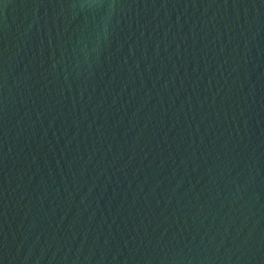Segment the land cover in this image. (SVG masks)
I'll use <instances>...</instances> for the list:
<instances>
[{
    "label": "water",
    "instance_id": "1",
    "mask_svg": "<svg viewBox=\"0 0 264 264\" xmlns=\"http://www.w3.org/2000/svg\"><path fill=\"white\" fill-rule=\"evenodd\" d=\"M0 264H264V0H0Z\"/></svg>",
    "mask_w": 264,
    "mask_h": 264
}]
</instances>
